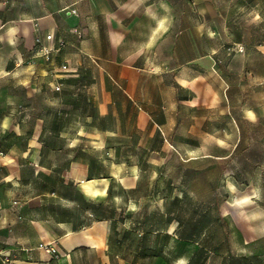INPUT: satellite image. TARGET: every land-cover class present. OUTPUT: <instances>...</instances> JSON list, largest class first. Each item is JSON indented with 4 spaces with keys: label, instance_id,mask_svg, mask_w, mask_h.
<instances>
[{
    "label": "rangeland",
    "instance_id": "obj_1",
    "mask_svg": "<svg viewBox=\"0 0 264 264\" xmlns=\"http://www.w3.org/2000/svg\"><path fill=\"white\" fill-rule=\"evenodd\" d=\"M132 9L130 0H0V150L30 153L15 157L18 171L0 165L17 185L10 211L29 210L53 234L58 223L103 222V264H264V0H159L157 58L150 44V59L124 60L128 46L107 36L113 21L153 14ZM49 29L65 45L44 60L36 38ZM205 53L210 73L197 62ZM182 70L195 72L190 87L175 82ZM94 176L110 177L106 198L78 190ZM44 244L52 264L104 258L93 249L64 262L55 242V252Z\"/></svg>",
    "mask_w": 264,
    "mask_h": 264
},
{
    "label": "crops",
    "instance_id": "obj_2",
    "mask_svg": "<svg viewBox=\"0 0 264 264\" xmlns=\"http://www.w3.org/2000/svg\"><path fill=\"white\" fill-rule=\"evenodd\" d=\"M130 2L133 5L132 11L153 13L150 15V20L135 17L129 24H122L118 20L113 21V25L107 31L109 41L111 44H114L116 49H120L122 46H128L123 49L127 54L120 57L121 59H150L142 55L143 52L149 50L150 44L155 45L153 48L155 53L154 57L157 58L159 54V39L161 36L159 33V0H130ZM66 15L71 16L69 19L73 20L72 13H69V10L66 11ZM46 32L53 33L56 36L54 29L41 32L40 35L43 42H45L44 35ZM86 42L85 39L80 41V46L83 49L80 52L84 54L89 51ZM135 44H138V46L131 49V45ZM94 56L101 61L114 62L115 59H120L118 56L100 54L99 52H95ZM197 62L203 66L205 71L211 72L210 69L213 62L211 53L203 54ZM124 65L126 67L125 69L131 73L136 72L135 70L140 72H145L144 70H146L145 66L134 63ZM46 73L45 71L44 74ZM110 73L116 75L114 70H111ZM195 77L196 75L193 70L191 72L185 70L177 71L175 82L182 87H190L195 83ZM52 83H50V88ZM9 121V117L3 119V122L8 123ZM14 151L15 149H11V152L4 153L7 159L0 162V165H6L7 171L11 173L18 171L16 167L17 165H21L14 163L16 156L25 158L30 155L27 150H19L17 153ZM4 154L0 150V158ZM10 188L14 195L17 192L16 182L12 181L9 184L6 175L0 174V252L3 254L0 257V264H52L50 260L51 255L37 247L39 242H55L59 251L64 253V262H71L80 253L93 249L99 250L102 253L100 255L105 258H103L101 264L108 261V257L104 252L105 224L103 222L95 221L81 228H71L67 224L58 223L56 228L58 230L61 228V230L53 234L51 230L52 225H46L41 222L36 223L35 215L30 213L29 210L21 211L20 217L10 211V203L15 199L14 196L8 195ZM37 226L40 228L37 229Z\"/></svg>",
    "mask_w": 264,
    "mask_h": 264
},
{
    "label": "built area",
    "instance_id": "obj_3",
    "mask_svg": "<svg viewBox=\"0 0 264 264\" xmlns=\"http://www.w3.org/2000/svg\"><path fill=\"white\" fill-rule=\"evenodd\" d=\"M75 9L71 8L69 9V13H74ZM78 37L81 36L80 32H77ZM45 42H42L40 37L36 38V44L38 46V56L42 57L44 60H50L52 57V53L55 51L60 50L65 43L63 40L60 38H56L52 33H46L44 36ZM67 65L66 64H61L60 65V70H66ZM52 90L58 91L60 90V83L55 81L51 85ZM47 251L55 252L56 249L50 244V243H45L42 245Z\"/></svg>",
    "mask_w": 264,
    "mask_h": 264
},
{
    "label": "bare ground",
    "instance_id": "obj_4",
    "mask_svg": "<svg viewBox=\"0 0 264 264\" xmlns=\"http://www.w3.org/2000/svg\"><path fill=\"white\" fill-rule=\"evenodd\" d=\"M249 112L253 113L250 110ZM109 185L110 177L94 176L80 180L77 184V188L82 192L84 197L94 200H100L108 196Z\"/></svg>",
    "mask_w": 264,
    "mask_h": 264
}]
</instances>
